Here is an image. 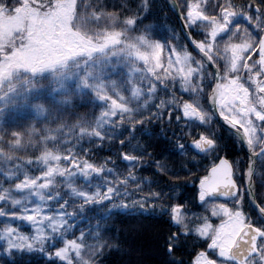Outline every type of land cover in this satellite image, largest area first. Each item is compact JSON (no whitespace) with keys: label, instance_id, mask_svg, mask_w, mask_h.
<instances>
[{"label":"trees","instance_id":"16d2710c","mask_svg":"<svg viewBox=\"0 0 264 264\" xmlns=\"http://www.w3.org/2000/svg\"><path fill=\"white\" fill-rule=\"evenodd\" d=\"M62 1L0 0V16L31 8L44 16ZM72 1L73 30L99 37L106 43L104 50L41 73L13 71L0 84V264H194L210 239L199 232L200 226L238 212L244 222L264 227L243 187L247 162L237 154L242 151L237 138L198 97L189 104L207 111L216 128L212 131L204 123L200 127L195 120L189 125L184 118L183 101L190 100L186 79L193 78L185 76V71L193 72L194 64L206 65L188 45L167 3ZM176 2L193 40L206 51L224 50L217 57L220 67L229 66L223 61L228 53L243 52L244 45L257 47L264 32V0ZM193 11H200L206 20H191ZM220 24L227 29L214 38ZM20 32L26 31H14V35L20 37ZM141 36L161 42L159 68L151 69L140 61ZM180 54L186 57V70L182 72L177 61L168 70L167 56ZM243 73L238 68L231 71L242 80ZM210 83L202 80L199 90L191 89L206 92ZM101 85L120 98L125 109L112 112L110 100L96 88ZM234 102L225 106L226 118L243 122L248 129L251 123L263 127L264 120L253 117L250 103ZM201 135L213 139L210 150L197 148ZM254 141L261 146L259 135ZM53 153L61 155L66 166L84 168L72 180L86 196L73 195L68 181L57 173L51 194L49 185L41 194L43 205L62 215V224L32 246L11 245L4 236L7 226L28 235L32 228L22 215L24 207L10 197L22 195L19 185L45 172V156ZM220 155L230 160L240 192L227 201L201 199L198 182ZM124 156L134 159L125 161ZM88 164L91 168L85 169ZM253 183L256 199L264 208V151L257 158ZM177 206L181 213L175 222ZM219 206L227 207L228 213L218 210ZM67 242L83 249L84 260L60 255ZM169 244L174 245L171 252ZM261 255L253 257L251 264H264Z\"/></svg>","mask_w":264,"mask_h":264},{"label":"rangeland","instance_id":"374dc122","mask_svg":"<svg viewBox=\"0 0 264 264\" xmlns=\"http://www.w3.org/2000/svg\"><path fill=\"white\" fill-rule=\"evenodd\" d=\"M73 15V1L65 0L60 2L51 13L44 16L36 13L32 8L15 10L13 13L0 16V84L9 78L13 71L22 70L41 73L60 66H66L68 62L77 57L102 52L106 43L99 40V37L97 38L94 35L83 36L73 30ZM223 25L216 26V34L219 33ZM21 29H25L26 32L23 35L20 32L21 36L16 37L14 31H21ZM138 40L144 46L137 54L140 61L151 69L159 68L161 66V42L144 36H141ZM171 53L173 54V52ZM237 53H240V51ZM237 53L233 52L234 60L237 59ZM96 88L106 99L110 100L112 112L125 109L121 99L111 96L105 86L101 85ZM245 97V88L241 87L236 80H233L226 84V87L219 89L217 102L221 111L224 112L225 106H230L231 102L234 104V100L247 102ZM244 109V106L239 108L241 111ZM186 112L191 113L190 109H186ZM253 132L255 133V130ZM60 159L61 155L59 154L53 153L45 156V172L38 178L29 179L20 184L18 191L22 195L10 197L14 204L24 207L22 215L32 228V234L28 235L12 226H7L4 230V236L11 245L32 246L34 242L49 236L52 229H58L62 224L64 220L62 215L51 213L48 206L43 205L44 199L41 194V190L48 185V193L51 194V186L55 182L57 173L68 181V186L73 195L77 197L86 196L85 190L79 189L72 180L75 175L81 174L84 168L74 167V165L71 167L66 166L61 163ZM90 168V164L85 166V169ZM200 197L204 198L203 192ZM217 209L224 214L228 213L226 212L228 208L225 206H219ZM245 223L243 216L236 212L225 215L213 225L209 223L200 226L199 232L210 238L207 249L210 246L214 247L216 253L209 252V257H207L201 251L196 256L194 264H245L237 262L228 253L234 236ZM67 243V246L60 250V255L65 259L75 255L80 260H84L83 249L78 244ZM260 245L261 247L264 246V239H261ZM218 257H223V259ZM260 258L264 261V255H261Z\"/></svg>","mask_w":264,"mask_h":264},{"label":"water","instance_id":"95a60500","mask_svg":"<svg viewBox=\"0 0 264 264\" xmlns=\"http://www.w3.org/2000/svg\"><path fill=\"white\" fill-rule=\"evenodd\" d=\"M170 9L175 14L178 23L180 25L181 31L184 34L185 39L189 43V45L212 67L214 72V83L212 86V89L209 93V107L215 116L216 120L223 124L224 126L231 129L241 142V145L243 146L244 150L247 153L248 156V162L247 166L244 172V186L245 190L248 196V199L251 203V205L256 210L259 217L264 222V214H261L257 208H261L259 204L257 203V200L255 198V194L253 191V173L254 168L256 164V157L258 153L262 150H264V143L261 147V149L255 153L252 152L249 143L242 131L234 127L233 125L229 124L218 112L217 106H216V95H217V89L219 86V71L214 66V64L211 62L209 56L203 52L197 44L194 43L192 40L190 33L188 31V28L185 24V21L181 15V12L179 10L178 4L175 0H164ZM197 20H204V17L200 13H196L194 16ZM264 46V35L261 39V47ZM212 142L209 139H204L201 141V146L203 148L210 147ZM124 160H132V157H123ZM199 186L205 191L206 196L209 198H218V199H229L232 197H235L238 193V185L233 178V171L232 166L229 163V161L225 157H220L218 161L211 166L207 171V176L204 178L200 183ZM178 208L174 211V219L177 220L178 216ZM261 234V230L258 229L256 226L252 224H246L244 225L237 235L235 236V239L231 246L229 247V254L238 259L239 261L243 262L247 258H249L252 255H256L258 253L257 249V237H259Z\"/></svg>","mask_w":264,"mask_h":264},{"label":"flooded vegetation","instance_id":"af4514ba","mask_svg":"<svg viewBox=\"0 0 264 264\" xmlns=\"http://www.w3.org/2000/svg\"><path fill=\"white\" fill-rule=\"evenodd\" d=\"M218 49H214L213 51H206V52L208 53V55L211 57L212 61L216 64V66L219 69L220 87H222V85L225 84V82L227 84H229L231 81L236 80L241 85V87L245 88V91H246L245 99H247L249 102H253L257 105V109L255 108V110L257 112L255 113L254 117L256 119H261L260 117H262V115L264 116V46L260 47V38L257 42V47H255V46L254 47H250V46L246 47L245 46V49H243V52H241V53L236 52L237 53V59L236 60L233 59V53H231V52L228 53L226 56H224L223 61H225L227 63V65H229L227 68H225L224 66L220 67L217 64V60H218L217 57H218L219 52L224 53L223 52L224 50H222V49L218 50ZM173 52H177V51H173ZM167 58H168V63L166 65V67L168 70H170L172 68V65H171L172 61L179 62L178 67H180L182 69V72H184V70H186V69H184V66L186 63V57H184L183 54H180L178 57H172V56L168 55ZM193 58L195 59V61H197L198 59L202 60L199 56H197L198 59L196 57H193ZM234 68H238V70H240L241 72H244L243 73L244 74V76H243L244 80H242L241 76H239L237 74H234L233 76L231 75V71L234 70ZM190 69H195V70L193 72L186 70L185 74H184L187 77H192V75H193V78H191V79L187 78L186 79V84L190 85V87H188L187 85L185 86V88L188 89L187 92L190 95L189 96L190 100L183 101V102H185V104L182 108V111L184 113V118H186L185 120L188 121L189 125L191 124L192 121L195 120V121H197L198 126L201 127V124L204 123L205 125H208V127L212 131H214V129L216 128V125H213V122L210 121L209 113L207 111H205L206 113L203 112L202 110L199 111L198 108L197 109L193 108L189 104L191 101H195L197 99V97L200 98L201 101H205L206 104L208 103V94H209L211 87L206 92L205 91L199 92L198 86L201 84L202 80H206V81L210 80V82H211L210 84L212 86L213 81H214L213 71H212L211 67L208 66L207 64L205 67H203L202 65L194 64V65H192V68H190ZM166 75L168 78L170 77L169 73H166ZM221 76H223L222 81H221ZM249 85L252 86V90L248 89ZM192 86H195L196 88H198V90L193 91L191 89ZM220 87H219V89H220ZM217 97H218V95H217ZM186 109H190L191 113L188 114L186 112ZM208 110H209V107H208ZM209 112H210V110H209ZM210 114H211V112H210ZM237 125L245 133V135H246L247 139L249 140L250 145L252 147V151L253 152L257 151L260 148V146L258 147L254 144V140H253L254 138L251 137L249 129L246 126H244L243 124H237ZM197 148L201 151H206V150H202L200 147H197ZM240 149L242 151H239L237 154L240 157H245L246 162H247V154H246L245 150L243 149L242 146L240 147ZM209 155H210V153L207 154V156H209ZM259 155H260V153L258 154V156ZM220 156H222V155H220ZM223 156H225V155H223ZM205 176H206V174H205ZM243 182H244V177H243Z\"/></svg>","mask_w":264,"mask_h":264},{"label":"snow or ice","instance_id":"6c2138e0","mask_svg":"<svg viewBox=\"0 0 264 264\" xmlns=\"http://www.w3.org/2000/svg\"><path fill=\"white\" fill-rule=\"evenodd\" d=\"M257 210L261 213V214H264V208H257ZM261 232H264V227H262L261 228ZM187 234V233H186ZM257 239H264V237H257ZM173 247H174V245H172V244H169L168 245V251L169 252H171V251H173ZM216 253V249L214 248V247H209L207 250H204L203 251V255L204 256H207V257H209L208 256V253ZM219 259H223V257H218Z\"/></svg>","mask_w":264,"mask_h":264}]
</instances>
